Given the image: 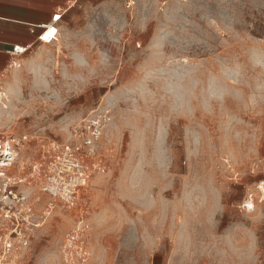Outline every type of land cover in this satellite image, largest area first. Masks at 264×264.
I'll return each mask as SVG.
<instances>
[{
	"label": "rangeland",
	"instance_id": "1",
	"mask_svg": "<svg viewBox=\"0 0 264 264\" xmlns=\"http://www.w3.org/2000/svg\"><path fill=\"white\" fill-rule=\"evenodd\" d=\"M83 1L4 75L0 133L92 119L101 170L72 209L27 185L41 225L0 264H264V0Z\"/></svg>",
	"mask_w": 264,
	"mask_h": 264
},
{
	"label": "built area",
	"instance_id": "2",
	"mask_svg": "<svg viewBox=\"0 0 264 264\" xmlns=\"http://www.w3.org/2000/svg\"><path fill=\"white\" fill-rule=\"evenodd\" d=\"M63 16L64 11L59 10L48 23L40 26L39 42L50 43L58 40ZM46 36L47 40L44 39ZM32 48L33 45L13 46L9 51L12 58L10 69L20 66L22 56ZM8 71L9 69L0 71V83ZM1 95L4 96L0 91V97ZM102 130L103 127L95 125L92 119L87 120L74 128V136L78 139L73 144L43 138L38 134L30 137L28 134L0 133V247L4 249L1 251L2 257L6 256L5 249L27 246L30 230L41 225L42 220L35 221L27 185H37L42 193L49 195L53 199L49 206L51 209L55 201L61 202L67 209L76 207L80 200L79 193L90 176L101 170L94 154ZM33 141L35 158L32 167L26 169L23 164L19 174H15L13 167L19 151Z\"/></svg>",
	"mask_w": 264,
	"mask_h": 264
},
{
	"label": "crops",
	"instance_id": "3",
	"mask_svg": "<svg viewBox=\"0 0 264 264\" xmlns=\"http://www.w3.org/2000/svg\"><path fill=\"white\" fill-rule=\"evenodd\" d=\"M77 3L78 0H0V71L10 69L9 51L13 46L40 43V26L48 23L59 10L64 11V15L72 11ZM63 18L61 33L65 28Z\"/></svg>",
	"mask_w": 264,
	"mask_h": 264
},
{
	"label": "snow or ice",
	"instance_id": "4",
	"mask_svg": "<svg viewBox=\"0 0 264 264\" xmlns=\"http://www.w3.org/2000/svg\"><path fill=\"white\" fill-rule=\"evenodd\" d=\"M53 32H54V30H53ZM44 39H45V40H47V39H48V37L46 36V37H44Z\"/></svg>",
	"mask_w": 264,
	"mask_h": 264
},
{
	"label": "bare ground",
	"instance_id": "5",
	"mask_svg": "<svg viewBox=\"0 0 264 264\" xmlns=\"http://www.w3.org/2000/svg\"><path fill=\"white\" fill-rule=\"evenodd\" d=\"M12 89V88H11ZM18 92V91H17ZM16 91H15V93H17Z\"/></svg>",
	"mask_w": 264,
	"mask_h": 264
}]
</instances>
